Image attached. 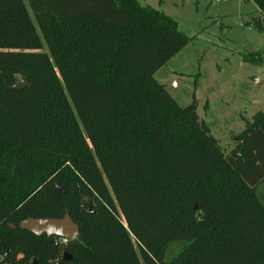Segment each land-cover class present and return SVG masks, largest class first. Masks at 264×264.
<instances>
[{
  "label": "trees",
  "instance_id": "obj_1",
  "mask_svg": "<svg viewBox=\"0 0 264 264\" xmlns=\"http://www.w3.org/2000/svg\"><path fill=\"white\" fill-rule=\"evenodd\" d=\"M26 1L0 0L2 264H264V113L225 153L154 78L191 40L175 20L137 0ZM66 213L72 241L20 227Z\"/></svg>",
  "mask_w": 264,
  "mask_h": 264
},
{
  "label": "rangeland",
  "instance_id": "obj_2",
  "mask_svg": "<svg viewBox=\"0 0 264 264\" xmlns=\"http://www.w3.org/2000/svg\"><path fill=\"white\" fill-rule=\"evenodd\" d=\"M137 1L168 15L191 37L154 78L179 105L195 100L199 118L227 153L246 121L264 113V66L242 59L243 53L264 50V32L245 26L258 10L250 0ZM263 187L258 185L259 193ZM178 247L172 244L168 255Z\"/></svg>",
  "mask_w": 264,
  "mask_h": 264
},
{
  "label": "water",
  "instance_id": "obj_3",
  "mask_svg": "<svg viewBox=\"0 0 264 264\" xmlns=\"http://www.w3.org/2000/svg\"><path fill=\"white\" fill-rule=\"evenodd\" d=\"M27 82L24 79H20L12 87L21 89L26 86ZM174 86V83H171ZM58 190L62 191L59 184H56ZM91 204L88 206V212H90ZM14 227V225H11ZM20 227L30 231L35 235L45 234L47 236H56L59 238H65L67 241L74 240L78 235V225L72 221L69 215L66 213L62 218H29L20 223ZM69 258L66 254L64 259Z\"/></svg>",
  "mask_w": 264,
  "mask_h": 264
},
{
  "label": "built area",
  "instance_id": "obj_4",
  "mask_svg": "<svg viewBox=\"0 0 264 264\" xmlns=\"http://www.w3.org/2000/svg\"><path fill=\"white\" fill-rule=\"evenodd\" d=\"M62 242H66L67 240L65 238H61ZM0 264H2V262L0 261Z\"/></svg>",
  "mask_w": 264,
  "mask_h": 264
}]
</instances>
